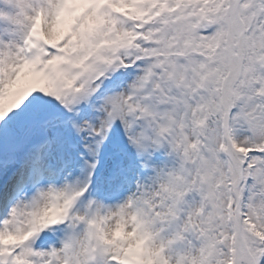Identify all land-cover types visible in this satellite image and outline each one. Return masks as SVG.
<instances>
[{
	"label": "snow or ice",
	"instance_id": "6c2138e0",
	"mask_svg": "<svg viewBox=\"0 0 264 264\" xmlns=\"http://www.w3.org/2000/svg\"><path fill=\"white\" fill-rule=\"evenodd\" d=\"M0 264H264V0H0Z\"/></svg>",
	"mask_w": 264,
	"mask_h": 264
}]
</instances>
